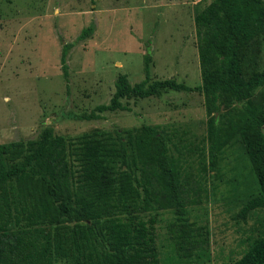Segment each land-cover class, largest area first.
Returning <instances> with one entry per match:
<instances>
[{
	"label": "trees",
	"instance_id": "1",
	"mask_svg": "<svg viewBox=\"0 0 264 264\" xmlns=\"http://www.w3.org/2000/svg\"><path fill=\"white\" fill-rule=\"evenodd\" d=\"M195 25L201 85L151 81L146 55L145 80L133 85L120 75L110 103L78 118L98 121L104 113L130 111L125 99L199 92L208 145L177 142L175 134L149 125L95 130L69 140L46 127L36 139L0 144V264H160L156 219L145 222L137 215L160 211H172L171 227L179 230H171L177 254L167 262L185 264L179 252L195 238L196 264H208V239L194 234L188 207L202 203L207 176L236 140L259 186L239 218L246 222L252 212L264 210V69L259 63L264 0H212L197 12ZM93 32L85 29L79 40ZM72 47L63 49L66 77ZM231 264H264V226Z\"/></svg>",
	"mask_w": 264,
	"mask_h": 264
},
{
	"label": "rangeland",
	"instance_id": "2",
	"mask_svg": "<svg viewBox=\"0 0 264 264\" xmlns=\"http://www.w3.org/2000/svg\"><path fill=\"white\" fill-rule=\"evenodd\" d=\"M212 0H0V144L38 138L42 129L73 139L95 130L161 126L183 143L207 146L204 95L164 92L148 99H125L130 111L104 113L98 121L78 118L109 104L120 75L134 85L175 79L189 87L202 84L195 16ZM93 27L91 37L79 40ZM73 44L62 66L64 46ZM264 69V49L260 56ZM259 93H261L259 91ZM194 172V170H191ZM200 205L188 207L194 234L208 239V264H231L248 250L264 226V210L239 218L259 194L252 166L239 141L222 153L209 173ZM156 219L160 264L176 253L171 230L178 232L172 211L137 214ZM150 224H148L149 226ZM178 230V231H177ZM198 239H202L198 237ZM186 242L179 254L185 264L198 263V247ZM195 245V246H194ZM184 254H188L185 256Z\"/></svg>",
	"mask_w": 264,
	"mask_h": 264
}]
</instances>
